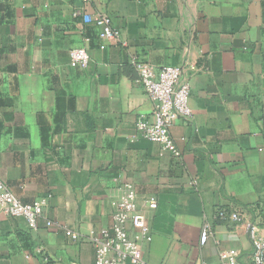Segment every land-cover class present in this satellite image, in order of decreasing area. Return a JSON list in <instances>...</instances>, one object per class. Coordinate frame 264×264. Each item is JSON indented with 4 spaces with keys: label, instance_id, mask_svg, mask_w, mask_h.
<instances>
[{
    "label": "crops",
    "instance_id": "crops-1",
    "mask_svg": "<svg viewBox=\"0 0 264 264\" xmlns=\"http://www.w3.org/2000/svg\"><path fill=\"white\" fill-rule=\"evenodd\" d=\"M87 14L121 40L103 42ZM79 48L86 68L71 65ZM136 61L185 69L193 117L170 130L177 153L138 134L154 104ZM0 182L46 200L36 230L0 211V264H96L127 186L151 227L148 264L231 250L252 264L247 225L218 214L264 226V0H0Z\"/></svg>",
    "mask_w": 264,
    "mask_h": 264
},
{
    "label": "built area",
    "instance_id": "built-area-1",
    "mask_svg": "<svg viewBox=\"0 0 264 264\" xmlns=\"http://www.w3.org/2000/svg\"><path fill=\"white\" fill-rule=\"evenodd\" d=\"M84 1L89 3L93 0ZM85 22H92L99 27L103 42L121 40V32L113 26L109 16L92 17L87 14ZM102 48L104 49L105 45ZM90 61L91 57L86 48L74 49L70 52V62L73 67L86 68ZM135 68L138 73L136 83L145 89L154 104L153 121L140 118L137 123L138 134L145 140L160 144L164 151L177 153L170 130L178 120L190 121L193 117L190 105L191 84L185 69L178 66H164L157 71L155 66L137 61ZM146 203L151 209L158 207L156 198H149ZM45 204V199L33 205L23 204L5 184L0 182V211L8 217L25 219L32 230L37 229ZM113 207L111 228L102 230L95 239L96 264H148L144 258L143 244L150 243L153 235L149 223L139 209L134 188L127 186ZM218 217L225 221L232 220L247 225L254 248L252 264H264L262 233L264 226L246 220L245 216L239 212L221 211ZM48 226H52V223L49 222ZM67 234L72 236L71 232ZM209 238L210 232L207 225L201 235V244L205 245ZM238 257L239 252L236 250L221 253L223 264H239Z\"/></svg>",
    "mask_w": 264,
    "mask_h": 264
}]
</instances>
